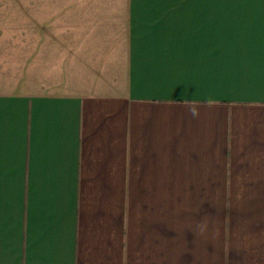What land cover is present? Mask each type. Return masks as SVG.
Instances as JSON below:
<instances>
[{"label":"crops","instance_id":"crops-1","mask_svg":"<svg viewBox=\"0 0 264 264\" xmlns=\"http://www.w3.org/2000/svg\"><path fill=\"white\" fill-rule=\"evenodd\" d=\"M0 23V264H264V0H27Z\"/></svg>","mask_w":264,"mask_h":264},{"label":"rangeland","instance_id":"rangeland-1","mask_svg":"<svg viewBox=\"0 0 264 264\" xmlns=\"http://www.w3.org/2000/svg\"><path fill=\"white\" fill-rule=\"evenodd\" d=\"M27 0H0V23L20 27L25 17H36L37 11L24 9Z\"/></svg>","mask_w":264,"mask_h":264}]
</instances>
